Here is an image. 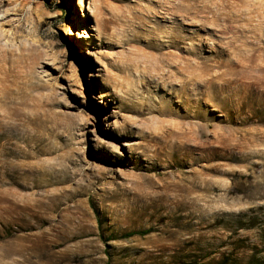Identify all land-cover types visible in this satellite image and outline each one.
<instances>
[{"label":"rangeland","instance_id":"1","mask_svg":"<svg viewBox=\"0 0 264 264\" xmlns=\"http://www.w3.org/2000/svg\"><path fill=\"white\" fill-rule=\"evenodd\" d=\"M254 253L264 0H0V264Z\"/></svg>","mask_w":264,"mask_h":264},{"label":"trees","instance_id":"2","mask_svg":"<svg viewBox=\"0 0 264 264\" xmlns=\"http://www.w3.org/2000/svg\"><path fill=\"white\" fill-rule=\"evenodd\" d=\"M256 218L254 217L253 220H255ZM150 230L146 229V230H137V231H130L127 232L126 234H124V237H130L133 235H142V234H147L149 233ZM218 264H235V262L233 261H229V258H225L224 260H222L220 263ZM243 264V263H242ZM244 264H264V258H260L258 257V255L256 253L252 254L250 256V258L244 263Z\"/></svg>","mask_w":264,"mask_h":264},{"label":"bare ground","instance_id":"3","mask_svg":"<svg viewBox=\"0 0 264 264\" xmlns=\"http://www.w3.org/2000/svg\"><path fill=\"white\" fill-rule=\"evenodd\" d=\"M100 4H102V1H101V3ZM99 5V4H98Z\"/></svg>","mask_w":264,"mask_h":264}]
</instances>
